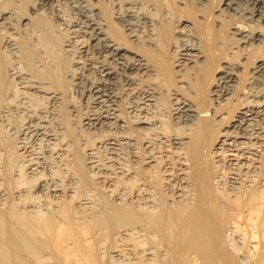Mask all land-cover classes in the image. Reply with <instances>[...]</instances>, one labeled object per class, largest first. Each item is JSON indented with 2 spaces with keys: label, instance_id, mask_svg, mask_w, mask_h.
<instances>
[{
  "label": "bare ground",
  "instance_id": "bare-ground-1",
  "mask_svg": "<svg viewBox=\"0 0 264 264\" xmlns=\"http://www.w3.org/2000/svg\"><path fill=\"white\" fill-rule=\"evenodd\" d=\"M66 1L78 14L75 21H70L60 8L61 0H38L30 14H24L18 21L15 9L0 10V28L11 29L0 44V264H111L135 254L153 257L154 264H264V91L242 90L244 94L241 91V96H237L236 108L227 125L216 127L223 116L218 114L221 109H212L203 121L201 101L197 104L173 88L170 114L185 133H171L163 121L169 111L159 87L168 75L162 37L170 22L158 18L160 11L155 5L143 10L140 0ZM193 1L201 6L208 2ZM234 4L237 0H226L225 7L214 16L218 27L223 24V12L235 9ZM186 19H177L178 40H182L191 24ZM257 20L264 23V12H260ZM17 25L23 26L26 35L38 32V47L27 42L26 37L22 41L16 38ZM60 25L71 30V36L64 42L67 51L77 39L88 37L90 45L83 42L81 48L91 46L101 58L89 59L88 67L98 78L88 81L84 93L93 98L98 109L94 107L96 111L86 118L87 127L119 132L102 142L112 151L105 163L97 159L92 147L86 149L84 157L79 145L67 141V137L57 144L62 134L57 135L51 128L46 113L49 110L36 104L45 99L54 106L63 100V95L52 86L58 82L57 69L78 85L83 81L82 76L73 72L67 57L59 59L60 64L55 67L43 64L37 57L38 48L45 44L63 46L56 30ZM262 31L235 23L231 34L240 37L245 50L264 42ZM201 45L176 43L172 48L178 57L176 66L185 62L189 67L182 69L192 74L189 82L182 76L180 88L197 92L211 76L213 95L223 81L235 87L240 82V74L235 70L242 65L223 59L214 70L218 59L215 44L209 47L206 43L207 51ZM10 54L21 55L25 66L9 63ZM79 64L75 61L72 66L78 68ZM253 71L264 72V54L255 60ZM230 95L233 93L226 92L223 96L228 99ZM122 101L126 103L124 111V107L120 109ZM12 114L26 116L21 127L23 140L27 136L46 140L49 147L46 153L69 171V186L64 187L60 174L56 176L54 172L52 176L36 178L46 167L51 171L56 167L41 152L31 151V159L21 163L19 151H28L25 141L15 144L5 132L7 127H13ZM57 129L64 133L60 123ZM141 134H146L142 142ZM141 144L149 149L156 144L172 148L166 150L167 164L168 168H176V174L166 173L165 177L169 182L180 181L181 186L175 187L176 195L171 201L156 189V183L148 182L152 176L145 172L155 163L154 155L146 156L143 162L146 171L140 169V173L121 163L118 154L121 146L128 147L133 157L140 159ZM216 164L232 172L224 176L218 167L214 170ZM88 170L95 173L94 180ZM135 180L137 183L131 189L124 184ZM96 183L107 186V191L98 190ZM49 196L56 200L50 201ZM220 200L230 210L226 216L221 213L224 207L221 210L217 205ZM229 231L241 236V243L246 242L254 255L241 257L229 239ZM155 238L161 241L162 254L151 246ZM110 239L117 242L111 252L106 247ZM144 243L147 246H142Z\"/></svg>",
  "mask_w": 264,
  "mask_h": 264
},
{
  "label": "rangeland",
  "instance_id": "rangeland-1",
  "mask_svg": "<svg viewBox=\"0 0 264 264\" xmlns=\"http://www.w3.org/2000/svg\"><path fill=\"white\" fill-rule=\"evenodd\" d=\"M37 1L38 0H33V1L32 0H3L2 2H0V10H3L4 8L15 9L16 15H17L16 19L18 21V19L20 20L24 14H30L32 6L34 5V2H37ZM90 1L94 2L95 0H90ZM120 1H122V0H120ZM140 1H141V3L143 2V4L145 5V6L143 5V10L148 11L151 9V7H150L151 5H155L160 11V13L158 15L160 17H158V18L163 20L165 23L170 22V23H168L170 28L167 31L165 29H163V37H162V41H163L165 49H166V62H167V71H168L167 73H168V75H166L165 80L163 79L164 83L162 80V82H160V86H159V87H161L160 89L162 90L164 98L167 100V104H168L167 111H169V115L163 117V121H166L164 123L166 124V127H168V131L170 130V132L171 133L174 132V134L178 133V135H179V132H180V135H182V134L184 135V133H185V129L180 128L181 124H179V123L176 125L174 118L170 114V110H171V107L173 104V101H171L172 99H170V92L172 91L173 88L174 89L177 88V90L179 91V93L182 96L189 98V99L193 100L194 102H197V104H199L201 101V103H202V105H201L202 120L203 121L205 119H207L206 116L208 117L210 115V112L212 111V109L218 108V111H219V109H221L218 114L223 115V116H222V119L221 118L219 119L220 121L216 122V124L218 123L216 125V127H225L227 125V123L229 122V120L231 119V117L233 115V114H231V112L234 110V108H236L235 106L237 103H235V102H237L236 101L237 96L239 97V96H241L242 93L244 94V92H247V91H249V92H254V91L259 92L260 91L259 93L264 91V88H262V87H264V72L254 73V71H253V66H254L255 60L264 54V42L262 44L256 43L257 46L254 45V47H247L244 50V48L242 47V46H244V43L240 42V41H242L240 39V37L234 36L231 34L232 28L235 25V23L240 24L241 26H244L248 29H251L252 31H257V29L260 31L263 30L262 32L264 34V23L257 20L259 18L260 12H264V0L261 2H259V0H237V4H234L235 6L233 5V7H235V9H233V10L231 9L229 11L223 12L224 16L221 18V20L223 21L221 28L217 26V22L214 19V16L218 12H220L221 9H223L225 7L224 3L226 2V0H208V2L206 3L207 4L206 6H201L197 3H195L193 0H140ZM68 3L69 2L66 0H61L60 8L63 10V12H65L66 16L69 18L70 21L71 20L75 21L78 18V14L71 7V4L69 3L70 4L69 5ZM102 5L104 6L103 3H102ZM261 7H262V9H261ZM167 12H168V14H167ZM169 16L173 19L169 18ZM178 18H184V19L187 18L186 20L191 22V24L187 28L188 30L185 31L186 35H184L182 37L183 41L178 40L177 35L175 33V26L177 25V19ZM17 26L16 27L19 30V34L18 35L15 34L16 38H18V40L22 41L23 38L26 37L27 42H29V43L31 42L36 47H38V45H37L38 32H36L35 35H34V33H30L31 35L32 34L33 35L31 36L30 34H28L29 35L28 36V35L24 34L23 26H21V25H17ZM7 30L5 31V29L2 30L0 28V44L1 45H2L4 38L9 34L8 32L11 31V29H7ZM56 30H57V35L59 36V39L61 40V42H63V46L57 48V47L49 46L48 44H47L48 45L47 46L45 44V46H43L42 49L38 48V52H37L38 53V55H37L38 59L40 58L42 63L44 62L43 64L49 63V65H51V67H55V66H58L60 64V60L62 57H67L71 63L72 70L74 69L73 72H75L77 75L82 76L83 81H82L81 85H78V84H76L77 81L75 82L70 77L64 76L65 74L60 72V69L55 68V69H57V71L55 72V75H58L59 78H58V82L53 83L52 86L54 88L58 89L59 92L63 95V100L61 101V103H58L54 106H52L45 99L40 100L36 104L39 107L44 108L46 111L49 110L48 111L49 113L48 112H46V113H47V115L49 114L47 117V120L49 119L48 121H49V123H51L50 124L51 128L56 130L57 135L62 134V135H59V140L60 139L61 140L58 141L57 144H59L61 141L63 143V140H62L63 137H65V138L67 137L66 138L67 141L73 140L74 143H76V145H79V147L81 149V154H83L84 157H86V153H85L87 151L86 149H88L89 147L90 148L92 147V148H94L97 159H99V161L101 163H105L108 161V158L111 157L112 151L106 145L102 144V142L110 136H114V135L119 134V132L115 129L110 130V131L105 130V129L94 130V129H89L87 127L86 118L89 117L92 114V112H94L98 109L93 104V98H90L89 96H87L86 93H84V88L89 83L88 81L98 78V74L96 72L94 73V71H91L90 67H88L89 66V59H90V57H92L95 60L97 58H98L97 60H101V58L98 55H96V52L92 50L91 46H90V48L87 46L86 49L81 48L83 42L86 43V45L87 44L90 45L88 37L77 39L76 42L74 43L73 48L70 49V51H67V49L64 47V42L67 41L69 39V37L71 36L70 28L66 25H60L59 27L56 28ZM176 43H179L181 45L183 43L189 44V45H194V44L195 45H197V44L201 45L202 44L201 46H202V49L204 51H207L206 50V43H208L209 47L215 44L214 45V46H216L215 58H218V59L217 60L215 59L216 60L215 66L213 69L215 70L216 68H218L219 65L222 63L223 59L230 62L231 64L233 63V65H237L239 63L242 66L240 67L239 70H235V72L237 71L236 73L240 74V75L238 74L240 82L236 83L235 87L232 86V84H230V83L228 84L225 81L221 82L219 85V88H218V93L215 95H213V92H211V87H210V83L213 80V76H211L204 83L203 88H201V90H199L197 92L195 91V89H192L193 91L192 90L190 91L188 88H183V87L180 88V86L183 82L180 80L182 78V76L184 75V77H186V81H188V79L191 81V79L189 77H191L192 74L188 71L185 72V70H187V68L189 67L188 64H186L185 62L182 63L183 66L182 65L180 67L176 66V64H177L176 60L178 59V57H176L172 51L173 50L172 48L174 47V44H176ZM240 48H243L242 49L243 51L239 50ZM248 48H250V49H248ZM85 50H88V51L90 50V52H87ZM1 51L4 53L3 48H1ZM216 51H217V53H216ZM233 52H235V54H232ZM7 56L9 58V63L10 62H14V63L17 62L20 66H23V67L25 66L23 64L22 59H21L22 58L21 55L19 57H15L12 54L7 55ZM54 56H55V58H54ZM244 56H246L247 59H244L243 58ZM221 57H223V58H221ZM174 59H175V61H173ZM18 60H20V63ZM75 61L80 62L78 68H76L74 65L72 66V63H74ZM242 61L243 62L245 61V62L243 63ZM58 62H59V64H58ZM53 64H54V66H53ZM80 67H82V68H80ZM86 68H88L89 70ZM180 68L181 69L184 68L185 70H183V69L181 70ZM169 69H171V70H169ZM189 71H191V70H189ZM251 73L254 74V76ZM214 75H215V73H214ZM169 77H171V78H169ZM251 77H254V78H251ZM59 79H60V81H59ZM254 81H256V82H254ZM250 89L251 90L253 89L254 91H251ZM241 91H242V93H241ZM226 92L233 93V95H232L233 97L230 95V97L228 96V99H225L226 97H224L223 95L226 94ZM230 99H232L233 101ZM233 102H234V104H233ZM47 103H48V105H47ZM123 103L126 104L125 102L122 101V103L120 104V109L122 107H124L123 108V111H124L126 109V105L123 106ZM211 104H212V106H211ZM37 105H36V107H38ZM215 106H217V107H215ZM94 107L96 110L94 109ZM229 111H230V113H229ZM233 113H234V111H233ZM25 118H26V116L23 114H12L11 118H10V120H11L10 123L12 124V126L14 128L12 127V129H7L8 128L7 127L5 129L7 136L8 137L10 136L9 138L12 139V141L15 144L17 143L18 145H20L21 142L23 143L25 141L24 143H26V145L28 147V151L25 153H22V151H19V153H20L19 160L21 161V163L22 162L26 163L31 159V153L33 152V150L41 152L49 160V162H52L53 165H56V167L54 166L52 168V171H51V168L46 167L44 170L41 171L42 173L39 172L40 175H39V173H38V175L36 174V176H37L36 178H38L41 175L48 177L49 175H51L54 172L55 174L54 173L53 174L56 176H58L60 174L59 177L61 180H63L62 185L64 184L63 185L64 187L69 186L68 185V179H69L70 173H68L69 171H67L66 167L61 166L57 160L54 161L55 158L54 159L51 158L49 156V153L48 154L46 153V151H47L46 149L49 148V147H47L46 140L40 139L42 141V143H41V141H39L36 137L34 138V137H29V136H27L25 138L26 140L22 139L23 135H22L21 131L23 128L22 126H23ZM209 122H210V117H209ZM59 123L61 125H63L64 133L63 132L61 133V131L59 129H57L59 126ZM211 126H212V124H211ZM18 136L21 138H19ZM60 136H62V137L60 138ZM145 138H146V134H141V139H140L141 142ZM62 143H60V144H62ZM121 147H122V149H120L118 151V154L120 155L122 162L120 160L119 161L121 163H123V165L125 163L124 166L125 167L128 166L129 168L128 167L127 168L130 170L132 169V171H134V172L140 173L142 170L146 171V170H144L146 168V166H145V163H143V162L146 160V158L148 156H151V155L155 156V158H156L155 163L152 165L151 168H149L150 171L147 170L145 172L146 174L148 173V175L152 176L151 178H148V182L156 183V185H158L156 187V189L158 188V190H161V193L165 196V198L168 199L169 201H171V199L174 198L176 195V194L174 195V191H176V188L181 186L180 181L174 179V180H171L172 182L171 181L169 182V180H167L165 177L166 173H171L172 175L176 174V168H174V167H173V169L168 168L169 164H167L168 160L166 157V150L168 148H171V147H169L165 144L164 145L163 144H156L153 146V148L149 149V148H146L143 144H141V147H139V149L141 148V150H139V158L140 159H137V158L135 159L133 157V154H131L132 153L131 150L128 147H126L125 145H123ZM143 147H145V148H143ZM157 147H158V149H157ZM71 150H72V147H71ZM141 151H143V152H141ZM140 154H141V156H140ZM23 160L24 161L26 160V161L24 162ZM127 160H128V162H127ZM135 161H137L136 164H135ZM211 165L212 164L210 163V166ZM170 167H172V165H170ZM217 167H218V164H216L214 166V170H217V169L220 170L224 176H228L229 175L228 173L232 172L226 166L223 168L222 167L217 168ZM140 169H141V171H140ZM88 172H90V171L88 170ZM153 172H156V174ZM90 173L92 176L90 175ZM90 173H89V176H91L90 178L92 180H94V178H95L94 174L95 173L94 172H90ZM65 175H66V177H65ZM261 178H262V174L257 177L258 180ZM158 179H159V182H158ZM224 179H226V178H224ZM166 181L169 183H167ZM136 183H137V180H135L132 183H128V184L124 183V184H126L129 187V189H131L133 186H135ZM167 184H169L171 186V188ZM160 185H162L161 188H159ZM96 187L98 188V190L103 191V192L104 191L106 192L108 189L107 186L103 185L102 183H96ZM172 188H173V190H172ZM157 192H159V191H157ZM173 195H174V197H173ZM230 196L233 197L234 195L232 196V194H231ZM49 199H50V201L56 200V199L52 198L51 196H49ZM221 202L222 201L220 200L219 204H217V205H218V207H220L221 210L223 209L221 207H224V209H223V211H221V213H223V215L225 214V216H226V214L228 212L227 210H229V209L228 208L225 209L226 203H223V202L221 203ZM228 235L230 237L229 239H231L230 241L231 242L233 241V244L239 250V251L238 250L237 251L241 257L244 258V257H246V255L249 257L254 255V253H252L253 250L248 249L246 242L241 243V241H242L240 239L241 236H239L238 234L233 233L231 231H229ZM237 238H239V239H237ZM156 240H157V242H156ZM114 242L117 243L116 241H114V239H110L106 243V247H107V249L109 248L108 250L110 252L112 250L111 248H114L116 245ZM158 242H159V238H155V242L152 245L151 244L150 245L153 246L154 250H157L158 253L162 254L163 253L162 244H161V241L159 243ZM110 244L112 246H110ZM146 244L147 243H144L142 246H147ZM148 245H149V243H148ZM158 248L161 249L162 251L159 250ZM109 251L108 252L106 251V252L110 254ZM139 251H140V249H139ZM137 255L136 254L131 255V256L125 255V257L121 258L119 261L118 260L117 261H115V260L111 261V264H113V263L114 264H120V263L121 264H154L153 257L148 258L147 256H144L143 254H139L138 256Z\"/></svg>",
  "mask_w": 264,
  "mask_h": 264
}]
</instances>
